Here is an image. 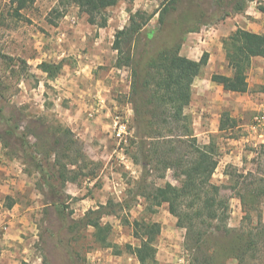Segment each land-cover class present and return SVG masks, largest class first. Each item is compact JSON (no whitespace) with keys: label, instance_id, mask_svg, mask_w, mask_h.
<instances>
[{"label":"rangeland","instance_id":"374dc122","mask_svg":"<svg viewBox=\"0 0 264 264\" xmlns=\"http://www.w3.org/2000/svg\"><path fill=\"white\" fill-rule=\"evenodd\" d=\"M169 1H121L97 15L92 24L89 16L76 5L61 4V0H28L23 9H19L17 0H0V51L11 58L0 60V108H3L0 134L18 126L17 132H29L30 143L44 152L38 156L44 164L47 153H52L49 160L52 164L58 161L56 169L65 165L68 171L67 183L52 180L62 195L61 205L68 217L64 218L59 215L56 198L44 185L42 175L22 156L18 145L14 146L15 138L7 137L11 146L6 148V155L17 160L15 164L19 167L23 166L34 190L33 195L25 199L35 204L33 213L37 215L35 233L38 238L31 242V247L33 261L38 260L37 264H140L128 248V245L140 244L133 235L134 221L161 225L155 244L156 264H194L192 252L186 246V229L177 226L167 204L154 207L138 197L129 209L115 207L114 214L102 219L103 225L111 227V247H102L95 241L92 227L78 232L69 228L72 220L82 219L89 210H96L109 201L121 203L132 199L134 183L143 171L141 163L137 162L139 133L131 97L132 69L124 59L129 47L123 45L124 55L118 62L119 52L113 45L117 32L129 26L132 13L142 11L151 15ZM209 2L178 0L165 26L160 25L159 14H155L146 27H194L197 20H192L190 14L205 10ZM209 20L208 16L204 18L206 22ZM167 36H162L158 45H162ZM199 50L198 53L202 52L201 48ZM216 53L219 54V46ZM43 62L61 65L59 74L50 78L39 67ZM248 83L246 100L250 106L242 115L229 111L234 113V117H229L237 121L233 128L210 132L216 129L217 118L212 115L214 112H209L216 106L210 99L197 101L207 109L203 115L195 109L185 111L197 145L211 144L214 148L218 166L212 183L220 186L222 194L229 198L228 227L239 233L252 231L258 223V215L264 223V198L259 210L251 214L250 221L245 220L237 194L244 185H253L254 176L264 178V139L256 138L250 128L247 129L254 117L255 105L263 98L257 89L264 83V60L253 61ZM190 107L188 109L193 108ZM198 117L206 123L199 124ZM116 119L128 123L131 134L123 140L114 136ZM58 139L59 144L55 143ZM177 148L178 152L187 151L183 145L177 144ZM149 172L150 187H162L166 183L175 187L181 185L179 173L173 169L165 170L162 165L153 163ZM241 174L245 179L239 178ZM30 201L27 206H31ZM11 203L12 198L6 199L5 205ZM21 263L27 264L23 260ZM227 264H264V242H260L256 252L248 253L244 261L230 259Z\"/></svg>","mask_w":264,"mask_h":264},{"label":"trees","instance_id":"16d2710c","mask_svg":"<svg viewBox=\"0 0 264 264\" xmlns=\"http://www.w3.org/2000/svg\"><path fill=\"white\" fill-rule=\"evenodd\" d=\"M17 1L20 4L19 9L25 8L28 2ZM121 1L125 0H61V4L76 5L81 12L89 16V21L93 24L97 15ZM177 1L170 0L151 15L142 11L132 13L129 26L117 32L113 45L119 52L118 62L124 55L123 45L129 47V53L124 59L132 69L131 97L139 133L137 162H140L143 168L141 177L135 181L131 191L132 199L121 203L109 201L107 205H101L96 210H89L82 219L72 220L69 228L78 232L92 227L95 229V241L102 247H111V227L103 225L102 219L114 214L115 207L121 210L129 209L138 197H142L154 207L168 205L170 214L177 220V226L186 229V246L192 252L194 264H227L230 259L244 261L248 253L256 252L260 242H264L262 216L258 215V223L252 231L239 233L228 227L231 212L229 198L222 194L220 186L212 183L218 166L214 148L211 144L206 147L197 145L190 117L185 112L192 101L194 81L207 64L208 54L205 53L202 59L196 62L182 56L180 51L184 36L198 32L201 24H216L228 17L244 13L250 2L260 0H210V6L205 10L190 14L192 20H197L194 27L147 29L146 26L155 14H159L160 25L165 26L169 14L176 9ZM259 8L264 11V7ZM206 16L210 18L207 22L204 21ZM167 34L162 45H158L161 37ZM224 50L232 75L214 74L212 81L222 85L226 91L247 93L248 73L254 59L264 60V35L238 29L224 40ZM7 58L11 59L0 51V60ZM39 67L50 78L56 77L62 68L59 64L46 62L41 63ZM257 92L264 94V83L258 86ZM2 111L3 108H0V116ZM236 125L237 121L224 113L220 131ZM18 128L10 127L5 134H0V140L5 148H9L11 143L7 137L15 138L14 146L18 145L17 149L22 156L38 170L44 185L56 198L59 215L68 218L65 208L61 205L62 195L52 181L60 179L63 184L67 183V167L64 165L56 169L58 161L55 160L52 164L49 160L53 156L52 153H47V162L44 164L38 158L44 152L36 149V144L30 143L29 132L20 134L17 132ZM55 143L59 144V139ZM177 144L183 145L187 151L178 152ZM153 163L162 165L165 170L173 169L178 172L180 187L171 183L162 187H150L149 166ZM241 177L245 179V175L241 174L239 178ZM253 181V185H244L242 189L237 190L245 220L250 221L251 214L259 210L264 198V178L254 176ZM8 206L11 207L12 204ZM132 226L133 235L140 244L136 247L128 245L130 253L140 264H156L155 244L161 234V225L157 222L134 221Z\"/></svg>","mask_w":264,"mask_h":264},{"label":"crops","instance_id":"0c3cea01","mask_svg":"<svg viewBox=\"0 0 264 264\" xmlns=\"http://www.w3.org/2000/svg\"><path fill=\"white\" fill-rule=\"evenodd\" d=\"M260 6L264 7V0L250 2L244 13L228 17L221 24L203 26L198 32L187 33L183 41L180 51L182 56L199 62L205 53L208 54V62L202 68L200 76L195 79L192 87V104L190 105L193 108L189 105L191 109L188 107L186 109L190 112L195 109L196 113L200 111L203 115L207 109L197 103L198 100L207 98L210 99V103L216 104L209 110L210 114L214 112L212 115L217 117L215 119L216 129L210 131L213 134L220 131L224 113L228 112L227 114L233 117L234 113H229L231 110V112L235 110L236 114H246L250 106L246 100L247 93L226 91L222 85L212 81V76L214 74L232 75L224 53V40L235 31L243 29L264 35V11L260 10ZM215 44L216 49L219 46V54L216 53ZM199 48L202 49L200 53H198ZM255 59L263 60L262 58ZM262 95V100L255 105L254 115L264 104V94ZM197 119L199 124L206 123L201 117ZM250 122L247 129L250 128ZM16 161L6 155V148L0 140V264H22L21 260L27 264H37L38 260L33 261L34 253L31 247V242H35L38 238L35 233L37 215L33 213L35 204L30 199H25V196L33 195L34 190L24 173L23 166L19 167L15 164ZM8 198H12L11 207L5 205ZM28 201L32 203L31 206L26 205Z\"/></svg>","mask_w":264,"mask_h":264},{"label":"built area","instance_id":"2783aa9c","mask_svg":"<svg viewBox=\"0 0 264 264\" xmlns=\"http://www.w3.org/2000/svg\"><path fill=\"white\" fill-rule=\"evenodd\" d=\"M115 121V129H114V136L119 139L123 140L129 136L130 131L128 127V123L125 121H121L120 119H116ZM250 133L259 138L260 140L264 139V104L262 105L261 109L258 113L254 115L250 124ZM127 142V139H125ZM264 142V140H263Z\"/></svg>","mask_w":264,"mask_h":264}]
</instances>
